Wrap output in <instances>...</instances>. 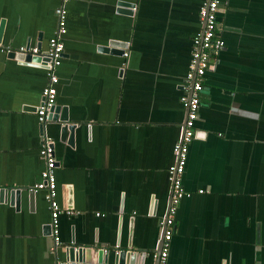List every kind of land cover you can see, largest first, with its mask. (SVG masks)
<instances>
[{
  "label": "crops",
  "instance_id": "obj_1",
  "mask_svg": "<svg viewBox=\"0 0 264 264\" xmlns=\"http://www.w3.org/2000/svg\"><path fill=\"white\" fill-rule=\"evenodd\" d=\"M204 1L0 0V264H72L68 245L85 251L73 264H113L100 250L156 264ZM63 5L55 105L75 127L63 135L51 113L46 132L56 200L73 215H60L51 253L45 191L33 190L46 72L5 49L45 50ZM217 18L224 48L205 74L167 264H264V0H228Z\"/></svg>",
  "mask_w": 264,
  "mask_h": 264
},
{
  "label": "built area",
  "instance_id": "obj_2",
  "mask_svg": "<svg viewBox=\"0 0 264 264\" xmlns=\"http://www.w3.org/2000/svg\"><path fill=\"white\" fill-rule=\"evenodd\" d=\"M67 0H63L66 2ZM228 0H205L199 7L198 16L202 29L200 33L194 35L192 39V52L189 69L184 77L182 85L183 95L181 103L185 108V119L183 131L179 140L173 146L175 163L168 169V180L171 185L169 208L165 217L160 221L161 228V249L158 255L157 264H167L169 245L175 225V216L179 202L188 197L182 186V175L185 169L188 147L195 136V123L198 120L200 108V93L203 90L205 74L213 66L212 60L223 50L224 41L219 35L220 29L217 14L219 7ZM57 27L54 35L48 40L47 48L40 50L37 47H19L18 49H5L8 53L16 55H30L38 58L39 62H25L28 64L39 63L46 72L47 84L41 91L40 104L36 114L41 126V139L39 155L44 163V168L40 173L41 181L34 186V191H45V200L50 211V233L52 244L49 248L54 253L60 245L59 239V217L61 214L73 215L71 209H63L56 200V183L54 171L56 161L54 155V140L47 134L46 125L50 120V115L55 105L56 84L58 77L56 69L59 67L63 54L62 35L66 29V11L63 6H59L56 11ZM124 58L128 52L123 51ZM156 256V255H155ZM57 264H65L59 262Z\"/></svg>",
  "mask_w": 264,
  "mask_h": 264
},
{
  "label": "water",
  "instance_id": "obj_3",
  "mask_svg": "<svg viewBox=\"0 0 264 264\" xmlns=\"http://www.w3.org/2000/svg\"><path fill=\"white\" fill-rule=\"evenodd\" d=\"M121 5H124V3ZM128 6H130V5H128ZM113 45L116 46V44H113ZM9 56L10 57H16V59L21 60V61H26V62H30V61L36 62L39 60L38 58L31 57L30 55L23 56V55H16L14 53H9ZM65 110H66L65 108H62L61 112H60V116H59L58 111H60V110H59L58 106L54 105V108L52 110V113H53L52 114V120L61 121V123L63 124L62 128H61V132L63 135H65L67 132H70V135H71L75 126L73 124L69 123V118H68V115L65 113ZM4 191H7V190L2 189L0 191V202H1V196L4 194ZM15 195L17 198L18 192H16ZM160 249H161V244L158 246L157 251H155L156 264L158 263L157 258H158V255L160 253ZM67 254H68L67 260L73 264L76 261H79V262L83 261L82 257H84L85 251L84 250L82 251V249H76V247L73 245H68L67 246ZM101 260H103L104 263L134 264L135 257L133 256V254L130 251L119 250V251L114 252V255L111 257V255H108V254L103 255L102 251L100 250L98 252V262L100 263Z\"/></svg>",
  "mask_w": 264,
  "mask_h": 264
}]
</instances>
